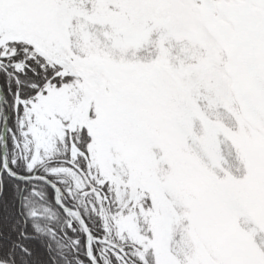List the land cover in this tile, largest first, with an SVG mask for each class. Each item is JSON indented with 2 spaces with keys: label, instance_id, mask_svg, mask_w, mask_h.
Instances as JSON below:
<instances>
[{
  "label": "snow or ice",
  "instance_id": "snow-or-ice-1",
  "mask_svg": "<svg viewBox=\"0 0 264 264\" xmlns=\"http://www.w3.org/2000/svg\"><path fill=\"white\" fill-rule=\"evenodd\" d=\"M0 264H264V0H0Z\"/></svg>",
  "mask_w": 264,
  "mask_h": 264
}]
</instances>
